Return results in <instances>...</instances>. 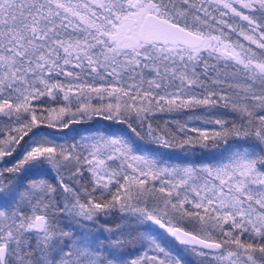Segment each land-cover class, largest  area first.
I'll list each match as a JSON object with an SVG mask.
<instances>
[{"label": "snow or ice", "instance_id": "obj_1", "mask_svg": "<svg viewBox=\"0 0 264 264\" xmlns=\"http://www.w3.org/2000/svg\"><path fill=\"white\" fill-rule=\"evenodd\" d=\"M0 264H264V0H0Z\"/></svg>", "mask_w": 264, "mask_h": 264}]
</instances>
